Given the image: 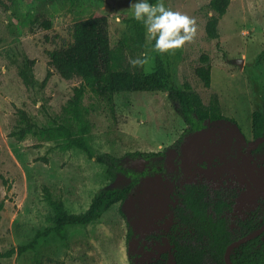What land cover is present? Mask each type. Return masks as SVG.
I'll return each instance as SVG.
<instances>
[{
    "label": "rangeland",
    "instance_id": "374dc122",
    "mask_svg": "<svg viewBox=\"0 0 264 264\" xmlns=\"http://www.w3.org/2000/svg\"><path fill=\"white\" fill-rule=\"evenodd\" d=\"M134 2L13 0L7 8L0 5V251L48 231L33 250L1 258L0 264H148L163 253L173 264L168 234L187 230L174 217L176 184L235 188L231 228L264 205V187H254L241 165L247 153L264 178V0H230L217 39L205 32L215 14L210 0H164L166 7L197 22L194 41L164 55L151 52L143 26L132 18ZM40 15L51 28L34 22ZM97 16L108 17L111 47L123 68L150 73L159 60L169 81L161 90L116 93L110 102L88 91L77 116L69 101L80 79L63 78L49 64L50 53L72 43L75 22ZM142 52L149 53L150 62L131 67L129 58ZM203 54L211 65L208 88L195 73ZM185 83L205 105L217 98L229 120L210 123L175 152L172 146L185 123L169 95ZM256 112L262 116L259 137L254 136ZM60 125L71 132L85 125L91 155L68 146ZM148 152L170 154L167 174L140 176L148 163L136 154ZM104 154L114 159L112 172L97 160ZM45 187L71 214L85 213L102 192L129 189L105 205L95 221L68 226L60 236L51 231Z\"/></svg>",
    "mask_w": 264,
    "mask_h": 264
},
{
    "label": "trees",
    "instance_id": "16d2710c",
    "mask_svg": "<svg viewBox=\"0 0 264 264\" xmlns=\"http://www.w3.org/2000/svg\"><path fill=\"white\" fill-rule=\"evenodd\" d=\"M7 1L0 0V5L7 8ZM43 1V0H33ZM230 4V0H210L208 7L215 14L211 15L205 26L208 38L217 39V25ZM41 27L51 28L52 24L43 15L35 17ZM73 41L65 48L50 53L49 64L65 79H80L79 85L73 88L70 99L71 111L80 114L82 100L91 91L101 101L110 102L114 94L119 92L153 91L164 89L169 81L167 68L158 60L154 71H131L120 65L119 58L111 47L108 17H90L75 22L72 33ZM202 64L195 69L205 87L211 85V65L209 57L201 56ZM50 73L44 79L48 80ZM27 80V75H24ZM179 115L183 118L185 128L172 146L179 152L182 144L192 134L202 131L210 123L229 120L220 111L217 98L205 105L200 96L185 83L182 89L170 93ZM76 116V117H77ZM262 116L256 112L254 118V136L259 137L262 131ZM58 130L64 134L68 146L76 147L91 155L89 144L84 136L87 128L82 126L80 132H71L60 125ZM170 154L166 152L137 153L148 163L140 172V176L167 174L166 160ZM97 160L114 168V159L106 154ZM113 174V173H112ZM139 176H136L138 179ZM129 187L122 190L102 192L94 199L91 207L83 214H71L66 211L60 200H54L45 187L44 198L51 209L54 226L51 231L63 236L64 230L72 225H87L99 216L105 205L124 197ZM178 202L173 210L177 223L186 228L184 235L168 234L172 245L173 264H226L224 254L227 246L234 240L247 235L264 224V205L256 207L245 219H237L236 227L231 228L228 213L234 209L238 191L231 187L212 189L206 182L176 184ZM48 231L36 233L27 244L19 245L5 252L0 251L1 258L12 257L33 250L41 235ZM230 258L233 264H264V232L258 237L232 248ZM148 264H169L168 253Z\"/></svg>",
    "mask_w": 264,
    "mask_h": 264
},
{
    "label": "clouds",
    "instance_id": "9594fccd",
    "mask_svg": "<svg viewBox=\"0 0 264 264\" xmlns=\"http://www.w3.org/2000/svg\"><path fill=\"white\" fill-rule=\"evenodd\" d=\"M129 9L132 18L143 26L152 53L174 54L196 37V19L166 7L164 0H156L154 4L148 0H135ZM151 58L148 52H142L136 58H129V64L133 68L144 67Z\"/></svg>",
    "mask_w": 264,
    "mask_h": 264
},
{
    "label": "water",
    "instance_id": "95a60500",
    "mask_svg": "<svg viewBox=\"0 0 264 264\" xmlns=\"http://www.w3.org/2000/svg\"><path fill=\"white\" fill-rule=\"evenodd\" d=\"M241 165L244 169L245 175L248 178V180L252 183L254 187L262 188L264 187V178H262L259 173L256 171V167L251 160L250 156L247 154H243L241 157ZM264 232V224L260 226L255 231L244 235L242 237H239L238 239L232 241L226 248L225 254H224V261L226 264H233L230 258V253L233 247L238 246L242 243H245L249 240H252L256 237H258L261 233Z\"/></svg>",
    "mask_w": 264,
    "mask_h": 264
},
{
    "label": "flooded vegetation",
    "instance_id": "af4514ba",
    "mask_svg": "<svg viewBox=\"0 0 264 264\" xmlns=\"http://www.w3.org/2000/svg\"><path fill=\"white\" fill-rule=\"evenodd\" d=\"M244 154H247V153H244ZM248 155V154H247ZM249 156V155H248ZM242 157V156H241ZM251 158V157H250ZM252 160V159H251ZM257 171V170H256ZM260 175V174H259ZM261 176V175H260ZM262 177V176H261ZM263 178V177H262ZM248 179V178H247ZM251 183V182H250ZM252 184V183H251Z\"/></svg>",
    "mask_w": 264,
    "mask_h": 264
}]
</instances>
